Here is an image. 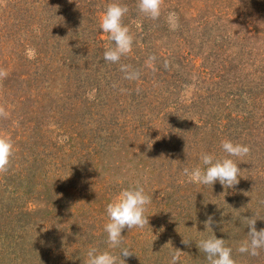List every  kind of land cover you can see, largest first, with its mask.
Wrapping results in <instances>:
<instances>
[{
    "label": "rangeland",
    "instance_id": "rangeland-1",
    "mask_svg": "<svg viewBox=\"0 0 264 264\" xmlns=\"http://www.w3.org/2000/svg\"><path fill=\"white\" fill-rule=\"evenodd\" d=\"M111 2L0 0V135L14 145L0 173V264H86L90 247L129 248L120 264L173 253L210 264L197 244L213 234L236 264H264V249L238 251L242 216L264 228V0H162L155 20L120 0L134 43L118 63L104 60L113 42L100 30ZM225 139L250 148L232 157L239 182H188L183 168L226 156ZM137 184L152 197L149 224L109 248L106 206Z\"/></svg>",
    "mask_w": 264,
    "mask_h": 264
},
{
    "label": "clouds",
    "instance_id": "clouds-1",
    "mask_svg": "<svg viewBox=\"0 0 264 264\" xmlns=\"http://www.w3.org/2000/svg\"><path fill=\"white\" fill-rule=\"evenodd\" d=\"M162 0H137L139 12L155 20L161 15ZM128 12V7L120 2L113 0L109 3L102 13L100 19V30L102 34L107 33L109 40L113 42L112 46H105L104 60L107 62L118 63L121 57L132 51L134 37L130 33L128 26L123 24L122 20ZM167 23L171 30L179 27V18L175 11L167 14ZM155 60V57H149V61ZM121 70L125 72V78L135 80L139 78V73L128 70L127 65H121ZM0 75L6 73L0 71ZM223 151L227 154L223 158H217L214 154L204 152L200 155L201 165L195 167H184L183 175L188 182L200 185H212L217 181L224 187L230 188L239 182L240 168L239 164L232 157L242 158L248 155L250 148L241 143H234L225 139L221 142ZM14 151V145L10 138L0 135V173L6 172L10 163V158ZM152 202L143 186L137 184L135 187L122 189L118 195L107 204L106 215L108 221L104 224L103 230L107 234L109 248H120L125 236L122 231L133 227H143L149 224V217L145 215L146 206ZM242 222L247 224L249 229L248 239L242 242L238 248L240 253L250 255L258 254V251L264 249V228L257 230V219L254 216L241 217ZM213 223V217L209 216L205 225L208 228ZM213 231V229H212ZM214 233V232H213ZM188 244L189 241H185ZM197 247L199 251L205 254V258L210 264H236L232 256V248L226 245L225 239L217 238L213 234L209 238L199 240ZM133 255L129 248H120L119 255L114 254L107 249L100 250L96 247H90L86 253V264H120L125 260L123 257ZM180 257L173 253L169 264H179Z\"/></svg>",
    "mask_w": 264,
    "mask_h": 264
}]
</instances>
